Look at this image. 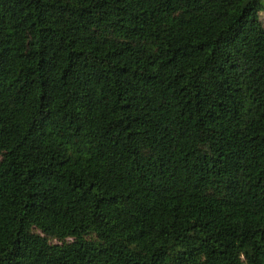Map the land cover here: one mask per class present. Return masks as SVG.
<instances>
[{"label":"trees","instance_id":"1","mask_svg":"<svg viewBox=\"0 0 264 264\" xmlns=\"http://www.w3.org/2000/svg\"><path fill=\"white\" fill-rule=\"evenodd\" d=\"M262 0H0V264H264Z\"/></svg>","mask_w":264,"mask_h":264},{"label":"rangeland","instance_id":"2","mask_svg":"<svg viewBox=\"0 0 264 264\" xmlns=\"http://www.w3.org/2000/svg\"><path fill=\"white\" fill-rule=\"evenodd\" d=\"M263 4H264V0H262ZM261 20L263 22V25H264V11L261 12Z\"/></svg>","mask_w":264,"mask_h":264}]
</instances>
